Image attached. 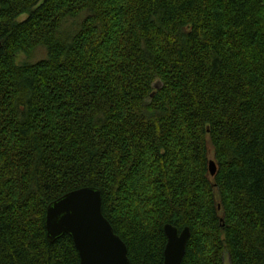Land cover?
I'll return each mask as SVG.
<instances>
[{
  "label": "trees",
  "instance_id": "obj_1",
  "mask_svg": "<svg viewBox=\"0 0 264 264\" xmlns=\"http://www.w3.org/2000/svg\"><path fill=\"white\" fill-rule=\"evenodd\" d=\"M81 187L131 264L168 223L183 264H264V0H0V264H81L45 228Z\"/></svg>",
  "mask_w": 264,
  "mask_h": 264
},
{
  "label": "water",
  "instance_id": "obj_2",
  "mask_svg": "<svg viewBox=\"0 0 264 264\" xmlns=\"http://www.w3.org/2000/svg\"><path fill=\"white\" fill-rule=\"evenodd\" d=\"M217 171V163L211 159L210 175L215 176ZM45 228L49 242L69 235L81 264H131L127 244L103 213L102 193L98 188L81 187L51 202L46 211ZM164 232L167 243L163 264H183L190 227L180 230L168 223Z\"/></svg>",
  "mask_w": 264,
  "mask_h": 264
},
{
  "label": "rangeland",
  "instance_id": "obj_3",
  "mask_svg": "<svg viewBox=\"0 0 264 264\" xmlns=\"http://www.w3.org/2000/svg\"><path fill=\"white\" fill-rule=\"evenodd\" d=\"M26 17H27V15H24L21 17V19H25ZM44 57H45V53L41 50V51H37L36 54L33 56V58H28L27 56H25L23 54L19 55L18 60H19V62H23V61L34 62L35 60H38V59L44 58ZM211 157H212V153H211ZM225 264H230L228 256L225 257Z\"/></svg>",
  "mask_w": 264,
  "mask_h": 264
}]
</instances>
